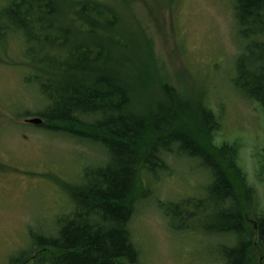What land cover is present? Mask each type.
I'll list each match as a JSON object with an SVG mask.
<instances>
[{"label": "trees", "instance_id": "16d2710c", "mask_svg": "<svg viewBox=\"0 0 264 264\" xmlns=\"http://www.w3.org/2000/svg\"><path fill=\"white\" fill-rule=\"evenodd\" d=\"M105 1L4 0L0 7V43H17L29 72L25 82L36 84L47 101L45 110L32 114L42 119L38 127L83 137L106 154L80 185L69 186L71 211L61 217L56 235L32 237L31 252L43 254L47 264H139L129 225L145 195L141 178L151 169L165 170L172 153L197 158L211 177L205 197L191 206L193 215L204 214L208 231L235 237L220 250L224 264H259L264 215L252 231L246 227L243 214L251 212L254 190L236 166L235 144L214 142L219 117L204 101L184 98L167 82L154 83L153 68L147 76L150 64L141 60L138 66L131 46L134 39L150 61V42L141 30L122 32L123 14ZM231 4L241 47L233 83L264 110V0ZM139 94L161 99L141 105Z\"/></svg>", "mask_w": 264, "mask_h": 264}, {"label": "rangeland", "instance_id": "374dc122", "mask_svg": "<svg viewBox=\"0 0 264 264\" xmlns=\"http://www.w3.org/2000/svg\"><path fill=\"white\" fill-rule=\"evenodd\" d=\"M105 2L123 14L122 32L139 35L141 30L150 42V61L134 39L131 46L138 66L141 60L150 64L147 76L153 68L154 83L167 82L184 98L196 96L194 102L204 101L219 117L214 142L235 144L236 166L254 190L251 212L243 214L252 231L253 221L264 215V110L233 83L241 47L231 0ZM11 40L0 43V264H20L15 258H24L21 264H47L43 254L31 252L32 237L57 234L61 217L72 209L69 186L80 185L87 170L104 164L106 154L83 137L25 122L45 110L47 101L36 84L25 82L29 72ZM115 60L111 52L109 63ZM149 79L141 81L149 84ZM141 94L135 98L141 105L161 99ZM166 156L165 170L143 173L145 195L130 220L139 264H224L220 250L233 245L235 237L208 231L204 214L193 215L191 206L205 197L211 177L197 158ZM253 239L257 243L258 235ZM258 249V262L264 264V245Z\"/></svg>", "mask_w": 264, "mask_h": 264}, {"label": "water", "instance_id": "95a60500", "mask_svg": "<svg viewBox=\"0 0 264 264\" xmlns=\"http://www.w3.org/2000/svg\"><path fill=\"white\" fill-rule=\"evenodd\" d=\"M25 122L32 124V125H40L42 122V119L40 117L26 118Z\"/></svg>", "mask_w": 264, "mask_h": 264}]
</instances>
